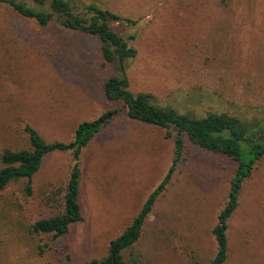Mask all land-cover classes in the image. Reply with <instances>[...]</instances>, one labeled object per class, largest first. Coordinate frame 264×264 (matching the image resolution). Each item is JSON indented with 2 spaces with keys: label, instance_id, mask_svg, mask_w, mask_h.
Listing matches in <instances>:
<instances>
[{
  "label": "rangeland",
  "instance_id": "1",
  "mask_svg": "<svg viewBox=\"0 0 264 264\" xmlns=\"http://www.w3.org/2000/svg\"><path fill=\"white\" fill-rule=\"evenodd\" d=\"M96 3L131 24L136 57L129 88L179 112L264 116V0H77ZM80 4V3H78ZM99 40L47 26L0 4V155L29 147L26 124L47 141L73 139L77 126L108 109L115 118L81 156L84 220L60 237L33 234L31 225L60 211L58 200L74 164L71 151L45 157L32 181L0 190V264H86L108 253L172 165L175 143L166 130L129 118L104 83L119 72L105 64ZM237 163L185 136V150L158 197L125 264H210L212 229L227 202ZM223 264H264V158L242 186L228 221Z\"/></svg>",
  "mask_w": 264,
  "mask_h": 264
},
{
  "label": "trees",
  "instance_id": "2",
  "mask_svg": "<svg viewBox=\"0 0 264 264\" xmlns=\"http://www.w3.org/2000/svg\"><path fill=\"white\" fill-rule=\"evenodd\" d=\"M0 4L9 5L21 16L34 19L42 26L56 20L65 29L96 37L100 42L105 64L119 69V72L105 80L104 91L107 98L121 101L129 118L163 128L167 137L174 139V159L160 184L150 193L131 224L110 241L107 255L92 259L86 264H125L126 251L139 241L154 204L165 191L184 153L185 136L199 147L222 153L237 163L227 202L212 229L217 251L210 264H223L228 256V221L238 206L244 181L264 158V116L249 119L224 112H208L205 116L198 117L192 112H179L171 106L159 105L150 93L131 91L126 68L137 55V50L132 46L136 35L118 33L112 23L132 25L135 21L121 17L96 3L84 4L77 0H0ZM117 113V109H108L95 120L81 122L69 142L47 141L35 127L26 124L29 147L5 149L0 155V190L10 183L24 180L27 192L32 193L33 178L41 169L46 156L54 152L73 153L74 164L70 177L63 197L58 200L60 211L35 221L30 229L33 234H53L54 237H60L67 234L73 224L84 220L80 204L82 152Z\"/></svg>",
  "mask_w": 264,
  "mask_h": 264
},
{
  "label": "crops",
  "instance_id": "3",
  "mask_svg": "<svg viewBox=\"0 0 264 264\" xmlns=\"http://www.w3.org/2000/svg\"><path fill=\"white\" fill-rule=\"evenodd\" d=\"M117 14V13H116ZM119 15V14H118ZM122 17V16H121Z\"/></svg>",
  "mask_w": 264,
  "mask_h": 264
}]
</instances>
